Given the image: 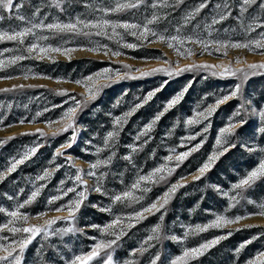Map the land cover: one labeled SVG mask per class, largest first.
<instances>
[{"label": "rangeland", "instance_id": "obj_1", "mask_svg": "<svg viewBox=\"0 0 264 264\" xmlns=\"http://www.w3.org/2000/svg\"><path fill=\"white\" fill-rule=\"evenodd\" d=\"M18 2V0H15ZM93 4L101 3L105 6H111L114 0H91ZM173 4V8L156 9L158 13L167 12V16H161L158 23L153 26L158 30L167 29L169 34H174V28L182 25V17L199 0H182L179 5H175V0H167ZM220 0H210V4L202 9L199 14L185 26L183 31L189 32L192 25L199 23L201 28L206 20H210L213 11V5ZM150 3V0H148ZM35 7L40 8L43 16L47 13L46 22H51L54 18L59 20H67L70 16L82 13L85 17L94 18L95 13L91 9H85L81 0H69L62 5L64 11L61 12L52 0H26L22 9L25 14H30ZM249 9L250 14H254L253 9ZM152 8L147 10L144 6L138 9L125 10L118 14H109L111 19H126L129 21L143 23L146 15H151ZM238 14L237 9H233V15L226 20L220 22L214 27L218 28H235L236 32H229L234 38H243L239 30V22L235 19ZM247 22V21H245ZM16 20L5 19L0 22V27H6L10 24H17ZM128 42L139 43L136 48H125L118 45L115 40H108L106 37L93 36L92 40L100 43H107L112 48H119L122 52L119 56L104 55L103 51H90L87 49L76 48L77 43L87 44L88 41L84 37H77L72 40L68 35H64V40L68 43L63 44L58 37H51L48 42L54 46L62 45L64 47L74 48L70 52V59L63 53L50 52L48 55L54 59H36L35 56L25 60L18 61L16 65H10L7 68L0 69V75H10L13 79L0 80V89L9 88L13 84L26 85L23 88L12 89L11 91H0V114L7 113L4 124H11V127L0 128V139L14 136L13 139L6 140L0 145V171H4L10 163V157H19L27 147L39 144L37 151L17 165L16 169L9 173L3 180H0V207L12 209L16 204L22 203L35 187L41 183L44 187L40 190L35 200L20 209L22 212H28L30 215L29 223L42 222L36 216L38 212H45L46 217L66 216V211L55 212L51 210L60 204H66L68 200L75 197V191L67 192L68 188L74 190H83L84 186L74 181L76 169L68 162V157H73L74 163L80 165L84 171V179L88 181V190L85 199L81 202V206L74 214L75 219L72 221L58 220L51 231V236H45L43 233L38 234L26 247L23 254L22 264H41V261L47 264H64L65 259H71L74 254L79 251H88L89 246L96 242V239H113L107 234H101L98 229L88 227L91 224H100L108 222L114 218L116 213H124L138 210L140 206L152 202L158 196L167 190L170 184L175 183L183 176L186 183H183L175 193L171 195L168 203L160 212L146 213L145 219L140 220L131 228L126 229L125 235L117 241L114 248V258L122 261L126 258L133 259L135 264H148L151 256L155 252H161L160 259L157 264H169L173 255L178 254L183 247H193L204 240L211 239L215 235H222L227 230L232 232L236 229H245L241 225L251 224L254 227H263L262 229L248 230L243 233L242 239L227 242L220 246L224 240H221L205 251L201 256L191 261L190 264H244V261L256 250L264 248V236H258L251 243L245 245L237 254L234 249L244 240L249 239L252 235L264 232V216L254 215L247 216L245 219L236 224L229 225L225 229L209 228L202 232H189V235L182 241H173L171 239L161 238L159 240L145 241V237L150 235L151 227L160 222V214L163 213L164 220L163 232L165 236L173 234L183 237L185 230L189 225L207 223L208 220L214 218V213H224L229 216L236 214L245 215L246 212H257V204L264 202V178L257 180L254 185L246 189L244 196L248 199H240L239 203L228 209V197L221 194V191L213 188L212 185H220L223 191H229L231 184L246 174V171L258 162L259 153H248L239 146L237 142L235 147L229 148L218 157L215 163L209 168L203 176L198 180H193L192 176L196 174L197 168L207 159L215 144V137L218 129L228 122L227 118L236 109L240 103L238 97L231 98L217 106L212 116L208 118L210 125L206 133V139L199 149L187 156L179 166L174 169L171 175L165 174V179L159 183L147 185L149 191L143 193L144 200L136 204L116 203L112 205V212H104L100 209L111 204L110 198L93 190L96 183V177H89L88 164L94 162L97 158L104 159L115 151L111 163L101 165L96 169L97 174L104 172L105 176L100 183L109 193H117L125 190L136 178L138 174H146L152 168L157 167L161 163L172 165L173 161H165L163 158L168 155L175 156L181 151H186L193 144L204 138L205 134L201 133L193 141L184 140L182 138L200 131L204 125V121L200 125L185 128L183 120L192 114L194 109L202 110L209 104H213L217 96L226 94L232 86L237 83L236 77H218L212 76L210 72L199 69L195 71H185L178 75L169 76L162 72L153 73L148 76H140L135 69L146 70L163 63V59L173 62L179 59L180 64L192 63L193 61H206L209 64L218 63L221 60L225 63L232 61L235 66V58L237 56L246 59L249 62L264 60V56L249 52L245 49H228L227 55L216 52H204L200 54L199 46H193L195 54L192 57H178L176 53L167 47L165 43L147 41H137L123 29H118ZM259 31V29L257 30ZM41 34L48 35L47 31ZM150 39H154L150 37ZM13 48V42H0V49ZM16 54L15 52L3 53L0 58L8 55ZM163 54V56H162ZM162 56L161 59L155 57ZM124 65H131L132 76L128 78L118 79L110 82L107 87L103 88L94 100H91L82 109L77 110L75 122L77 126V137L71 147L63 149V155H57L55 161H52V155L56 148L66 142L71 137L72 129L66 132H60L55 136L51 135L52 130L59 126L58 118L63 111L72 105L73 101L68 97L83 92L81 85L74 83L76 79L97 72L100 68L111 67L119 69L121 73L129 71ZM28 70L29 77L24 79L22 72ZM31 73H38L33 76ZM48 77H52L49 79ZM56 77H62L57 81ZM167 81L163 88L155 92L153 97L143 103L128 118L127 123L119 130L117 143L112 148L102 149L97 154L95 147L102 146L103 137L107 131L112 128V119L127 111L130 107L139 103L141 99L152 89L159 87L161 83ZM189 81L191 83L189 84ZM31 85V87H27ZM188 85L181 100L160 117L153 125L150 131L141 136L140 140H136V135L143 125L149 122L152 117L162 111L165 102L170 99L177 91ZM58 88H66L69 90L67 94H59L55 90ZM244 94H256L255 102L264 99V73H259L249 78L244 83ZM79 99V96H77ZM10 106V107H9ZM37 112L41 115L36 117L32 123H19L20 118L31 120ZM111 113V115H109ZM46 120L56 123L48 125ZM179 121V122H177ZM175 125V127H173ZM256 121L249 120L245 126L236 130V135L231 139L237 140V136H251L254 131ZM36 129H41L45 133L41 136ZM31 133V135H20V133ZM147 143H144V141ZM91 141V144L86 143ZM264 143V137L259 139ZM130 144L139 145L135 151L128 147ZM174 148L175 152L170 153L169 149ZM85 149H88L85 151ZM131 153V160L125 159V156ZM49 161H52L50 164ZM60 167L57 168L56 165ZM49 168L51 174L45 180H36L37 175H42L43 169ZM63 181V183H61ZM21 189L23 191H21ZM61 192H67L61 195ZM138 195L141 193L138 191ZM230 194H235L233 190ZM59 195L60 199L48 205V197ZM8 197H12L9 199ZM249 199L256 203H249ZM93 205H96L94 207ZM9 217L6 213L0 212V223H6ZM72 225L76 229L83 231H66L56 233V229L68 228ZM17 226H20L19 224ZM11 234L7 229L0 230V236H9ZM144 247L151 243L152 247L147 248L144 253L130 254L132 248ZM39 250V251H38ZM63 257V258H62ZM95 264V261H93Z\"/></svg>", "mask_w": 264, "mask_h": 264}, {"label": "snow or ice", "instance_id": "obj_2", "mask_svg": "<svg viewBox=\"0 0 264 264\" xmlns=\"http://www.w3.org/2000/svg\"><path fill=\"white\" fill-rule=\"evenodd\" d=\"M69 2V0H52V3L63 12L65 9L62 7L63 4ZM182 0H175V5H179ZM26 0H0V22L5 19L16 20L17 24H10L6 27H0V42L9 41L13 42V48H3L0 49V56L6 52H15L16 54L8 55L6 57L0 58V69L9 67L10 65H16L18 61L25 60L29 57L35 56L36 59H43L45 56L48 59H54V57L48 55L50 52L63 53L65 56L71 58L69 53L74 51V48L64 47L62 45L54 46L49 43L48 40L51 37H58L62 40L63 44L68 43V40H64V35H68L69 39H76L77 37H84L88 43L81 44L77 43L76 48L87 49L90 51H103L104 55L111 54L112 56H119L122 54L119 48H112L107 43H100L98 41L92 40L93 36L96 37H106L108 40H115L118 45H122L125 48H136L140 44L136 42H128L124 39V35L118 31V29L125 30L132 37H135L137 41H147L148 43L162 42L167 45L168 48L172 49L178 57H192L195 54V49L193 46H199L201 49L200 54L204 52L221 53L227 55L228 49H245L249 52L256 53L260 56H264V0H220V2L213 5V11L210 16V20L206 18L203 27L200 24L192 25V29L189 32H184L185 26L189 25L190 22L195 18L197 14L205 9L209 4L210 0H199L194 7L190 8L185 15L182 17L183 24L177 25L174 28V34H169L167 29L158 30L153 25L158 23L161 16H167V12L158 13L155 11L160 8H173L174 5L167 2V0H114L113 5L105 6L101 3L93 4L91 0H81L85 9H91L95 13L94 18L85 17L82 13L76 14L74 17L70 16L67 20L53 19L51 22H46L45 18L47 13L43 16L40 13V8L35 7L34 11L30 14H25L23 8L25 6ZM144 6L147 10L148 7L152 8L151 15H146L144 17L143 23H137L129 21L126 19H111L108 18L109 14H118L125 10L138 9ZM253 9L254 14L249 13V9ZM238 10V14L235 19L239 22V30L243 35V38H234L229 35V32H236L235 28H218L214 27L219 25L220 22L226 20L228 17L233 15V9ZM247 21V22H245ZM259 29V31H257ZM47 31L48 35L41 34L43 31ZM150 37L154 39H150ZM163 56V54H162ZM162 56L155 57L156 59H161ZM175 67L172 66L173 62L168 59H163L162 64H158L155 67L148 68L146 70H141L139 68L135 69L140 76H148L153 73L162 72L169 76L178 75L185 71H195L199 69H204L211 73L212 76L218 77H236L237 83L227 91L226 94H222L216 97L213 104H209L202 110L194 109L191 115H188L184 120L183 124L185 128H190L191 126L200 125L204 121V125L200 128V131L194 132L187 137L182 138L184 140L193 141L201 133H204V138L200 139L199 142L193 144L186 151H181L175 156L168 155L163 159L165 161H175L176 163L171 166L166 163H161L157 167L152 168L146 174H138L135 180L123 191L117 193H109L100 183V180L105 176L104 172L97 174L96 169L101 165H108L111 163L112 157L115 155V151L111 152L110 155L104 159L97 158L94 162L88 164L89 171L87 175L89 177H96V183L93 190L107 195L110 198L111 204L101 208V211L112 212V205L116 203L136 204L141 200H144L143 193L149 191V187L152 183H159L164 180L165 174L171 175L179 163L182 162L187 156L192 152H195L201 147L206 139V133L210 125L209 117L215 112L217 106L224 103L225 101L238 97L240 103L237 105L236 109L228 116V122L224 124L223 127L218 129V133L215 137V144L211 153L207 156V159L197 168L196 174L192 176L193 180H198L204 173L212 167L215 161L224 152H227L229 148L235 147L237 142L239 146L243 148L248 153H259L258 162L246 171V174L241 176L238 180L231 184V189L229 191H223L220 185H212L213 188L221 191V194L228 197L227 208L224 212L227 213L228 209L232 208L235 204L239 203L240 199H248L244 196L246 189L250 188L254 183L264 178V143L259 142L261 137H264V99H260L259 102H255L256 94L250 93L248 95L244 94L243 88L244 83L249 80L250 77L255 76L259 73H264V60L249 62L246 59L237 56L235 58V66L232 61L227 63L222 60L218 63L209 64L206 61L196 62L187 64H180L179 59L175 62ZM129 71L121 73L119 69H112L111 67L100 68L97 72L91 73L82 78L76 79L74 83L81 85L84 89L83 92L71 95L68 98L73 101L72 105L67 107L61 116L58 118L59 126L55 127L51 135L55 136L60 132H66L72 129L71 137L64 143L60 144L52 155V161H55L57 155H63V149L71 147L72 143L77 137V126L75 122V116L78 109H82L83 106L91 100H94L101 90L108 86V84L114 80L128 78L132 76L131 65H124ZM33 76L39 75L38 73H31ZM23 78L28 79L29 71L26 70L22 72ZM52 79V77H48ZM13 79L10 75H0V80ZM57 81L63 79L62 77H56ZM167 81H164L159 85V87L149 91L139 103L130 107L127 111L115 116L111 123V130L107 131L103 137L102 146L97 145L95 151L99 154L102 149L112 148L116 143L119 136V130L127 123V118L136 111L143 103L150 100L155 92L163 88ZM191 81H189V84ZM26 85L13 84L11 89L3 88L0 91H11L12 89L23 88ZM27 87H31L28 85ZM188 85H185L179 91H177L170 99H168L163 107L162 111H158L152 119L145 123L143 127L139 130L136 135V140H140L141 136L146 132L150 131L153 125L160 119L164 112L176 105L183 97L185 91H187ZM59 94H67L69 92L66 88H58L55 90ZM79 96V99H77ZM10 107V106H9ZM7 113L0 114V128L11 127V124H4V119ZM41 113L37 112L31 120H25V118H20L19 123H32L36 120V117L40 116ZM111 115V113H109ZM254 119L256 125L251 136L240 137L237 136V140L233 141L231 138L236 135V130L239 127L245 126L249 123V120ZM179 122V121H177ZM45 123L52 125L56 122L51 120H46ZM175 127V125H173ZM41 136L45 133L41 129H36ZM20 135H31V133H20ZM14 136L7 137L5 139H0V145H3L6 140L13 139ZM86 143L91 144V141H86ZM144 143H147L145 140ZM40 145L36 144L32 147H27L25 151L19 154V157H10V163L4 171H0V180H3L9 173L13 172L17 165L23 163L29 157H31L38 149ZM133 151L139 147L136 144L128 145ZM88 149H85L87 151ZM170 153H174L175 149H169ZM125 159L131 160V153L125 156ZM52 161H49L51 164ZM68 162L76 169V174L73 177L74 181L79 185H83V190H74L73 188H68L67 192L75 191V197L67 201L66 204H60L58 207H54L51 210L55 212L66 211V216H51L46 217L45 212H38L36 216L41 219L42 222L39 223H29L30 215L28 212L20 211L25 205L31 204L35 198L39 195L40 190L44 187L41 183L38 187H35L33 191L27 196V198L22 202L16 204L12 209L0 207V212L6 213L9 219L6 223H0V230L7 229V231L12 235L0 236V264H22L24 259L23 254L29 243L38 234L43 233L45 236H51L54 233L51 231L52 226L58 220L72 221L75 219L74 214L78 211L81 206V202L85 199L86 192L88 190V181L84 179V171L80 165L74 163L73 157H68ZM57 168L60 167L59 164L56 165ZM51 174L49 168H44L42 175H37L36 180H45ZM63 183V181H61ZM186 183L183 176L180 177L175 183L170 184L167 190L162 194V196L156 197L150 203L144 206H140L138 210H133L124 213H116L114 218L110 219L103 225L91 224L88 227L98 229L99 232L107 234L113 239H93L96 240L95 243L89 246L88 251L81 250L78 254H74L71 259H65L64 264H121L114 258V248L117 241L120 240L122 236L125 235V231L131 228L134 224L140 220L145 219L146 213L160 212L161 209L165 208L171 195L176 192V190ZM235 194H230L232 191ZM21 191H23L21 189ZM141 194L138 195L137 192ZM67 192H61V195H66ZM12 199V197H8ZM60 199L59 195H52L48 197V205H52L54 201ZM249 203H256L249 199ZM96 207V205H93ZM257 212H246L245 215L236 214L234 216H229L224 213H214V218L207 221L204 224H197L195 226L189 225L185 230L184 236L171 235L165 236L163 232V213L160 214V222L154 224L150 229V235L145 237V241H152L153 239H171L173 241H182L188 235L189 232H202L209 228L215 229H225L229 225L238 223L239 221L245 219L247 216H264V202H260L257 205ZM20 226H17V225ZM255 225L246 224L240 227L251 228ZM237 231L239 229H236ZM66 231H83L82 229H76L72 225L68 228L56 229V233H62ZM232 235V230H227L222 235H215L211 239L202 241L193 247H183L182 250L173 255L169 261V264H190L191 261L195 260L201 256L209 248L213 247L221 240L225 239L227 236ZM258 236H264V232L252 235L249 239L242 241L234 251L239 254L241 249L245 245L251 243L252 240L257 239ZM152 244L148 243L147 248H151ZM144 247L143 242L141 247L132 248L130 254L144 253L147 251ZM39 251V250H38ZM161 252L157 251L153 256H151L148 264H157L160 259ZM63 258V257H62ZM41 264H47L45 261H41ZM122 264H135L133 259H124ZM235 264V262H234ZM244 264H264V248L258 249L254 254L250 255Z\"/></svg>", "mask_w": 264, "mask_h": 264}, {"label": "trees", "instance_id": "obj_3", "mask_svg": "<svg viewBox=\"0 0 264 264\" xmlns=\"http://www.w3.org/2000/svg\"><path fill=\"white\" fill-rule=\"evenodd\" d=\"M262 228L263 227H251V228L240 229L238 231L237 230L233 231L232 235L229 236L226 241L224 240L219 245L222 246V245H224L227 242H232V241L237 240V239H242L243 238V233H245L248 230H255V229H262Z\"/></svg>", "mask_w": 264, "mask_h": 264}]
</instances>
